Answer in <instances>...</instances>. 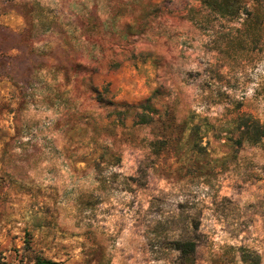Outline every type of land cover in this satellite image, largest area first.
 Listing matches in <instances>:
<instances>
[{"label": "rangeland", "instance_id": "374dc122", "mask_svg": "<svg viewBox=\"0 0 264 264\" xmlns=\"http://www.w3.org/2000/svg\"><path fill=\"white\" fill-rule=\"evenodd\" d=\"M264 0H0V264H264Z\"/></svg>", "mask_w": 264, "mask_h": 264}, {"label": "trees", "instance_id": "16d2710c", "mask_svg": "<svg viewBox=\"0 0 264 264\" xmlns=\"http://www.w3.org/2000/svg\"><path fill=\"white\" fill-rule=\"evenodd\" d=\"M226 1V0H225ZM247 128L246 134H250L252 141L258 142L264 138V127L258 121L252 120L245 123ZM174 250L178 253L180 264H194V255L196 243L194 241H175L173 242ZM35 264H57L50 260L38 259Z\"/></svg>", "mask_w": 264, "mask_h": 264}]
</instances>
